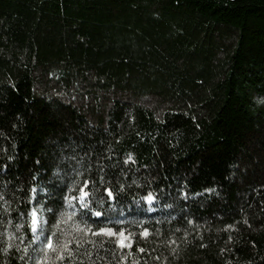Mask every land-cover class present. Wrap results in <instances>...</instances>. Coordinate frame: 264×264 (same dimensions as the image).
Wrapping results in <instances>:
<instances>
[{
    "label": "trees",
    "instance_id": "1",
    "mask_svg": "<svg viewBox=\"0 0 264 264\" xmlns=\"http://www.w3.org/2000/svg\"><path fill=\"white\" fill-rule=\"evenodd\" d=\"M0 196V264H264V0H0Z\"/></svg>",
    "mask_w": 264,
    "mask_h": 264
},
{
    "label": "snow or ice",
    "instance_id": "2",
    "mask_svg": "<svg viewBox=\"0 0 264 264\" xmlns=\"http://www.w3.org/2000/svg\"><path fill=\"white\" fill-rule=\"evenodd\" d=\"M87 183H88L87 181H84V186H86ZM84 186H82L79 189V192H80L79 197H72L71 198V199H78L80 201V206L81 207H87V203L85 202V197L88 196V193L84 190ZM206 191H211V190L209 189V190H206ZM109 196H111V192H109ZM0 199H2V196H0ZM145 199L148 200V201H151L153 199V197H152L151 194H149L147 197H145ZM94 214L97 215V216L100 215L99 212H96ZM31 215H32L31 230L33 232H36L38 230L37 229V223H38V221H37L36 211L33 210V212H32ZM69 219H71V217H69ZM54 227H55V225H54ZM99 234H106L108 236L116 235V233L111 228H99L96 232L93 233V235H99ZM141 235L147 236L148 235V230L147 229H144V231L141 233ZM119 236H120V239H118L116 242H117V244L120 247H131V243L128 241V237H127V235L123 231H121L119 233ZM47 247L50 248V249L53 248V244H52L51 238H48ZM139 251H143V249L141 248V249H139Z\"/></svg>",
    "mask_w": 264,
    "mask_h": 264
},
{
    "label": "rangeland",
    "instance_id": "3",
    "mask_svg": "<svg viewBox=\"0 0 264 264\" xmlns=\"http://www.w3.org/2000/svg\"><path fill=\"white\" fill-rule=\"evenodd\" d=\"M149 203H150V201L148 202V204ZM78 204H80V202ZM36 214H37V220L39 221V228L36 232H33L31 230L35 244L39 243V241L42 239L41 232H42V229L44 226V218L42 216V212L40 210H38V211H36ZM31 222H32V217H31ZM118 239H120V236L118 237Z\"/></svg>",
    "mask_w": 264,
    "mask_h": 264
},
{
    "label": "bare ground",
    "instance_id": "4",
    "mask_svg": "<svg viewBox=\"0 0 264 264\" xmlns=\"http://www.w3.org/2000/svg\"><path fill=\"white\" fill-rule=\"evenodd\" d=\"M38 221V220H37ZM39 228V221H38V223H37V229Z\"/></svg>",
    "mask_w": 264,
    "mask_h": 264
}]
</instances>
